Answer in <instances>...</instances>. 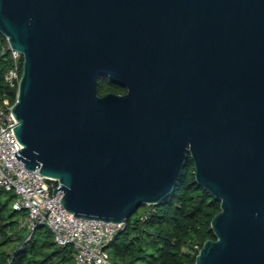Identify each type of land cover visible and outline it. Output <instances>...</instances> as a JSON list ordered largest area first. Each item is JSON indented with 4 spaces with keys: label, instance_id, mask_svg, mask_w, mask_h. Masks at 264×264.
Here are the masks:
<instances>
[{
    "label": "water",
    "instance_id": "1",
    "mask_svg": "<svg viewBox=\"0 0 264 264\" xmlns=\"http://www.w3.org/2000/svg\"><path fill=\"white\" fill-rule=\"evenodd\" d=\"M0 33L22 56L13 157L70 214L124 222L189 156L220 208L194 264H264V0H0Z\"/></svg>",
    "mask_w": 264,
    "mask_h": 264
},
{
    "label": "trees",
    "instance_id": "2",
    "mask_svg": "<svg viewBox=\"0 0 264 264\" xmlns=\"http://www.w3.org/2000/svg\"><path fill=\"white\" fill-rule=\"evenodd\" d=\"M5 45L6 38L0 33V103L5 98L13 103L16 91L3 77L10 66L9 52H2ZM97 90L103 95L126 89L102 78ZM13 200L12 192L0 188V264H74L73 245L58 246L45 225L27 238L26 229L19 226L26 212L14 210ZM140 206L134 210L137 215L128 217L125 228L107 245L111 264H194L203 242L214 238L210 221L220 210L219 201L195 183L189 156L168 197Z\"/></svg>",
    "mask_w": 264,
    "mask_h": 264
},
{
    "label": "built area",
    "instance_id": "3",
    "mask_svg": "<svg viewBox=\"0 0 264 264\" xmlns=\"http://www.w3.org/2000/svg\"><path fill=\"white\" fill-rule=\"evenodd\" d=\"M5 50L9 52L10 66L4 72V81L17 93L22 56L11 48L7 39L2 52ZM11 106L6 98L0 103V188L14 194V210L26 212L19 226L26 229L29 238L38 226L45 225L58 246L73 245L74 264H111L106 247L125 228L126 222H107L70 214L60 203L61 192L53 193L58 181L35 172V169H27L19 158L13 157L12 152L22 145L14 135V126L7 129L16 123Z\"/></svg>",
    "mask_w": 264,
    "mask_h": 264
},
{
    "label": "rangeland",
    "instance_id": "4",
    "mask_svg": "<svg viewBox=\"0 0 264 264\" xmlns=\"http://www.w3.org/2000/svg\"><path fill=\"white\" fill-rule=\"evenodd\" d=\"M141 207V206H140ZM141 208H143V206L141 207ZM141 208H139V210H141ZM137 214L135 213V211H133L130 215H129V217H133V216H136Z\"/></svg>",
    "mask_w": 264,
    "mask_h": 264
},
{
    "label": "flooded vegetation",
    "instance_id": "5",
    "mask_svg": "<svg viewBox=\"0 0 264 264\" xmlns=\"http://www.w3.org/2000/svg\"><path fill=\"white\" fill-rule=\"evenodd\" d=\"M123 87V86H122ZM126 91V90H125Z\"/></svg>",
    "mask_w": 264,
    "mask_h": 264
}]
</instances>
